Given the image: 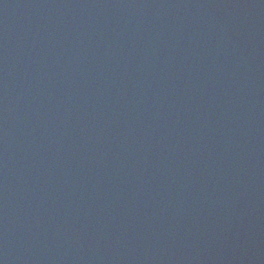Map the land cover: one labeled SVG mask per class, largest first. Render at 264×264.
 I'll list each match as a JSON object with an SVG mask.
<instances>
[{
    "label": "water",
    "instance_id": "1",
    "mask_svg": "<svg viewBox=\"0 0 264 264\" xmlns=\"http://www.w3.org/2000/svg\"><path fill=\"white\" fill-rule=\"evenodd\" d=\"M0 264H264V0H0Z\"/></svg>",
    "mask_w": 264,
    "mask_h": 264
}]
</instances>
